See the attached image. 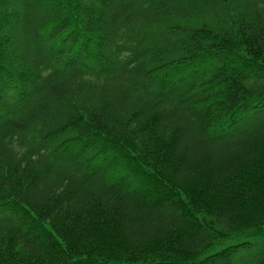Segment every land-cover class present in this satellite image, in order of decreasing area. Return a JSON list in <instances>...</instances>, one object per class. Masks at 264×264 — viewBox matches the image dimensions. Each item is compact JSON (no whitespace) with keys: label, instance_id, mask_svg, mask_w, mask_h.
I'll use <instances>...</instances> for the list:
<instances>
[{"label":"trees","instance_id":"trees-1","mask_svg":"<svg viewBox=\"0 0 264 264\" xmlns=\"http://www.w3.org/2000/svg\"><path fill=\"white\" fill-rule=\"evenodd\" d=\"M0 264H264V0H0Z\"/></svg>","mask_w":264,"mask_h":264}]
</instances>
